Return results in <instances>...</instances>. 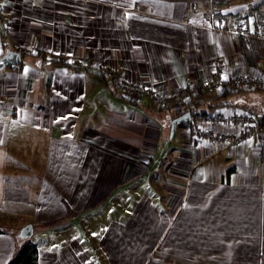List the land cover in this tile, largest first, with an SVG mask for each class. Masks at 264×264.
Here are the masks:
<instances>
[{
  "label": "crops",
  "instance_id": "obj_1",
  "mask_svg": "<svg viewBox=\"0 0 264 264\" xmlns=\"http://www.w3.org/2000/svg\"><path fill=\"white\" fill-rule=\"evenodd\" d=\"M224 1L228 27L264 24V0ZM214 21L186 0H0L3 48L27 50L0 70V218L28 208L32 235L46 236L36 239L39 264H95L90 249L120 264V237L133 239L147 220L158 221L155 244L175 228L167 264H264L255 142L219 149L178 122L167 137L170 109L114 94L104 72L164 95L204 82L215 58L225 71L257 72L264 59L247 64L241 39ZM16 245L0 232V264Z\"/></svg>",
  "mask_w": 264,
  "mask_h": 264
},
{
  "label": "built area",
  "instance_id": "obj_2",
  "mask_svg": "<svg viewBox=\"0 0 264 264\" xmlns=\"http://www.w3.org/2000/svg\"><path fill=\"white\" fill-rule=\"evenodd\" d=\"M212 28L233 34L240 39L250 36L264 40V24L255 30L250 27L245 18L237 19L231 27L227 26L223 17L216 18ZM19 51L27 52L23 48H19ZM4 52L5 49L0 42V56ZM87 61L96 63V59L93 58ZM87 61L83 60V62ZM211 70L212 73L201 84L183 86L169 95L161 94L142 83L129 82L122 74L109 70L103 71L111 76L114 94L132 96L135 93L137 97H143L141 100L145 99L147 104L156 111L178 109L192 99L203 97L207 90L264 92V65L255 73H239L235 68L232 71L223 70V61L215 58ZM263 117H254L244 109H228L227 111L221 110L203 116L190 117L187 127L190 137L195 140L217 142L219 149L240 145L248 140L254 141L258 157L264 161Z\"/></svg>",
  "mask_w": 264,
  "mask_h": 264
},
{
  "label": "trees",
  "instance_id": "obj_3",
  "mask_svg": "<svg viewBox=\"0 0 264 264\" xmlns=\"http://www.w3.org/2000/svg\"><path fill=\"white\" fill-rule=\"evenodd\" d=\"M188 3L204 8L206 15L210 14L214 19L225 17L223 9L225 7L224 0H186ZM209 2L211 4H209ZM225 19V18H224ZM264 41L260 38L247 36L240 41L239 49L243 53L247 64L256 65L264 56L259 53V45ZM34 55V54H33ZM10 66H19L13 64ZM116 73V72H115ZM113 90V88H112ZM211 98H195L192 99L178 109H170L172 120L183 113L189 111L191 117L203 116L217 111L219 107H227L230 110L244 109L249 111L254 117H263L264 114V92L246 90V91H230V90H212ZM134 101V100H132ZM171 120V121H172ZM262 123L264 124V117ZM179 126L187 127L188 121L178 122ZM192 138V137H191ZM193 139V138H192ZM232 170L229 172L231 173ZM229 179V178H228ZM21 227L11 229L0 224V232L13 233L17 239V245L14 254L11 256L7 264H39V246L38 241L31 237L22 238L20 236Z\"/></svg>",
  "mask_w": 264,
  "mask_h": 264
},
{
  "label": "rangeland",
  "instance_id": "obj_4",
  "mask_svg": "<svg viewBox=\"0 0 264 264\" xmlns=\"http://www.w3.org/2000/svg\"><path fill=\"white\" fill-rule=\"evenodd\" d=\"M169 134H171V128H170V133L167 132V137L169 136ZM26 206L29 207L30 205L26 204ZM47 206H48L47 204L45 205L40 204V209L46 210ZM21 210H22L21 204H18V209H16L15 211H9L6 214V217H4L3 219L0 218V224L7 226L11 229H15V227L19 228L21 226L24 227L28 224H32V222L38 224V221L34 220L31 217V214L28 213V208H25L24 211ZM29 211L31 212V208H29ZM47 211L45 213H47ZM147 223L149 225L141 233H139L138 228L133 230V233L130 234L133 237V239H131L130 236H127L126 233L122 237H120V242L118 243L119 249L117 252L114 251L115 257H117V260L120 262V264H143L145 258L147 257L149 261L145 262V264L168 263L169 258L167 259L168 255H167L166 246L168 240H171L172 236L174 235L175 228L171 226L169 229L168 227L163 233V235L160 237V239L157 241V243L155 244L154 242L157 238V235H155L154 233L159 232V229L155 227L158 221L147 220ZM89 224L93 227L96 225L97 229L99 228V224H96V222L94 223L92 221H89ZM94 232H96V229H94ZM32 237H34V235H32ZM34 238L37 240L40 239L42 242L43 240H46V236H40L39 239L38 237H34ZM93 238H96V236H94ZM88 243L89 245L93 246L94 240L88 241ZM88 254L93 257L94 260L93 262L95 264H107L105 262L106 259L104 260V257H101L100 253H98L97 251H93L90 249L88 251ZM88 262L90 264H93L90 259L88 260Z\"/></svg>",
  "mask_w": 264,
  "mask_h": 264
},
{
  "label": "water",
  "instance_id": "obj_5",
  "mask_svg": "<svg viewBox=\"0 0 264 264\" xmlns=\"http://www.w3.org/2000/svg\"><path fill=\"white\" fill-rule=\"evenodd\" d=\"M22 53L19 50H8L0 56V70L13 64H20L22 62ZM191 113L189 111L174 118L171 123V135H173L174 127L177 122H186L190 119ZM33 234V225L28 224L20 231L22 238L31 237Z\"/></svg>",
  "mask_w": 264,
  "mask_h": 264
}]
</instances>
